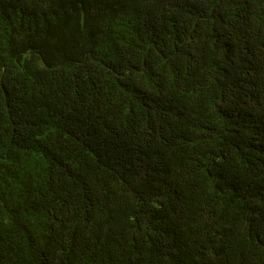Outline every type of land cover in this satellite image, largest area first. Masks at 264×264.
<instances>
[{
	"label": "trees",
	"instance_id": "obj_1",
	"mask_svg": "<svg viewBox=\"0 0 264 264\" xmlns=\"http://www.w3.org/2000/svg\"><path fill=\"white\" fill-rule=\"evenodd\" d=\"M0 264H264V0H0Z\"/></svg>",
	"mask_w": 264,
	"mask_h": 264
}]
</instances>
